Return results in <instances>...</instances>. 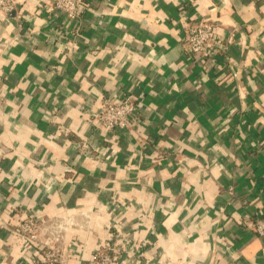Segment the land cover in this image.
<instances>
[{
    "label": "crops",
    "instance_id": "obj_1",
    "mask_svg": "<svg viewBox=\"0 0 264 264\" xmlns=\"http://www.w3.org/2000/svg\"><path fill=\"white\" fill-rule=\"evenodd\" d=\"M51 1L0 13V264H33L10 233L28 215L66 264L109 242L129 264H264V0H86L77 31ZM200 20L227 47L207 63L182 46ZM115 90L144 101L139 138L90 129Z\"/></svg>",
    "mask_w": 264,
    "mask_h": 264
},
{
    "label": "built area",
    "instance_id": "obj_2",
    "mask_svg": "<svg viewBox=\"0 0 264 264\" xmlns=\"http://www.w3.org/2000/svg\"><path fill=\"white\" fill-rule=\"evenodd\" d=\"M19 0H0V13L10 15L17 11ZM86 0H52L44 9L46 13L58 20L60 25H67L71 30H78L83 22ZM57 23V24H58ZM71 25V26H70ZM183 50L189 62L214 61L227 47L223 44L218 26L210 20L190 21L183 27ZM236 74L234 73L233 76ZM144 101L129 91L115 90L112 96H105L99 101V106L90 115L89 123L92 132L105 134L115 141L128 135L139 138L138 132L142 127V118L145 115ZM150 137L141 143L147 147ZM82 147L87 149V143ZM1 162V161H0ZM0 168V173H2ZM40 219L35 215L22 218L10 233L22 239L23 250L28 251L33 264H66L65 257L60 249L48 245L38 249ZM3 225V224H2ZM246 226L252 229L257 237L264 238V219L258 216L254 222L246 221ZM39 259V262H38ZM85 264H129L128 258L122 257L115 243H106ZM230 264H236L232 262Z\"/></svg>",
    "mask_w": 264,
    "mask_h": 264
}]
</instances>
